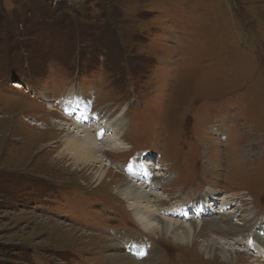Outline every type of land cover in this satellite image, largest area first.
Returning a JSON list of instances; mask_svg holds the SVG:
<instances>
[{
  "label": "rangeland",
  "instance_id": "374dc122",
  "mask_svg": "<svg viewBox=\"0 0 264 264\" xmlns=\"http://www.w3.org/2000/svg\"><path fill=\"white\" fill-rule=\"evenodd\" d=\"M71 89L103 119H125L101 183L98 164L61 153ZM141 154L173 178L158 192L166 206L201 190L233 221L212 208L191 244L144 235L116 193ZM174 219L179 233L196 224ZM261 223L264 0H0V264H109L112 248L126 253L117 232L149 248L145 264H264L235 245Z\"/></svg>",
  "mask_w": 264,
  "mask_h": 264
},
{
  "label": "bare ground",
  "instance_id": "6f19581e",
  "mask_svg": "<svg viewBox=\"0 0 264 264\" xmlns=\"http://www.w3.org/2000/svg\"><path fill=\"white\" fill-rule=\"evenodd\" d=\"M66 102L70 103V105H63L62 108L65 112V117L63 118L64 120L71 122V128H73L71 130V133L74 134V136L69 137L68 135H70L71 133L64 136V139L61 141L63 144L61 153L68 156L70 159L83 167L89 166L90 164H98L99 169L97 170L96 175L101 183L106 174L110 171L109 168H105V166L107 167V165H105L103 162V159L105 158L103 153L112 152L115 153V155L118 153L120 155V151L121 149H123V145H125L122 141V137H124V128H126L125 119H123L122 116H118L115 119V122H111L110 120H108L109 118L103 119V112L91 113L93 111L88 102L84 97L80 98V94L73 89L67 92ZM74 102L76 103V106L71 105L74 104ZM66 107H69V109H66ZM67 130L68 132H70L69 126ZM73 131H75V133ZM102 146H106V148L103 149ZM105 159L104 161L108 163L109 166H111L109 164L110 160L108 158ZM145 165L140 162V159L137 160V171L129 174V176H127L129 178L127 182L120 183L121 185H119L116 190V193L127 202V206L133 214L136 225L143 231V234H169L173 236V241L176 243L187 244L193 242L192 239L194 235V228H199L198 222L203 224V221H201L200 218L211 216L210 214L214 212L211 209L216 208L217 205L222 207L219 211L221 221H224L228 224L233 221L232 218H234V214L229 211L230 209L226 208L229 207V203L222 204V202H220L221 199L219 200L218 198H216L215 194L214 196L209 193L203 196L201 195L197 199V201L191 203L184 202L182 204H179L178 206H166L165 203H168H164L166 197L162 198L160 193L158 192L160 188H163L165 181L167 183L173 178L169 177V175L166 174H155L154 172L156 171L153 166L149 167V169L153 172V174H150L146 170ZM199 191L201 193V190ZM187 212H191V214H187ZM165 216L170 217L171 219L175 218L174 221L178 220V218H187V220H193L192 222L196 224L192 226L193 223H190L188 221L190 224L187 227H184L186 228L184 229V231L179 233L176 229L171 228L172 220L169 218H165ZM178 221H175V223H177ZM180 222L184 223L183 221ZM129 223L130 222H127V226H130ZM260 228H263V225H261ZM103 229L108 231L106 227H103ZM66 231L73 232L72 228H66ZM262 231L264 230L262 229ZM127 234H125V232H117V234H115V237L121 242L120 245L123 247L126 253L133 254L136 257H133L131 259L126 253L123 254L119 248H112V250H119V252L116 251L117 253H111L105 257L109 264H140L138 263L139 261L143 262L144 260L149 258L147 257L146 259H139L142 254H144V256L148 255L149 252L147 253V249L149 248L147 247L146 249L142 245L141 240L136 238L138 235L135 236L136 240H133V236ZM259 234L260 233L253 232L252 238L254 239L252 240L253 242H251V244H248V239L244 240V238H242L237 239L240 243L238 244L235 241V245L244 247V249L249 251V247H255L256 250H254L257 253V257H255L257 259L261 257L264 260V239H262ZM208 247L209 246L202 245L203 251L208 253ZM130 248H133V250L135 249V252L131 253L129 251ZM220 252L224 258L228 251L226 252L222 249ZM251 254L252 253H250L249 255ZM142 264L145 263L143 262Z\"/></svg>",
  "mask_w": 264,
  "mask_h": 264
}]
</instances>
